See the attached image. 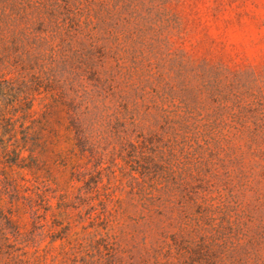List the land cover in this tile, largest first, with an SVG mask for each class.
<instances>
[{
    "label": "rangeland",
    "instance_id": "1",
    "mask_svg": "<svg viewBox=\"0 0 264 264\" xmlns=\"http://www.w3.org/2000/svg\"><path fill=\"white\" fill-rule=\"evenodd\" d=\"M113 1L123 32L113 44L123 56L117 83L141 112L190 111L208 127V183H191L189 195L180 188L160 208L117 156L91 173L100 193L80 194L72 172L83 160L56 117L66 159L50 149L31 171L6 166L0 149V204L25 231L0 242V264H19L23 251V264H215L202 249L228 264H264V0ZM105 65L118 72L116 60Z\"/></svg>",
    "mask_w": 264,
    "mask_h": 264
},
{
    "label": "trees",
    "instance_id": "2",
    "mask_svg": "<svg viewBox=\"0 0 264 264\" xmlns=\"http://www.w3.org/2000/svg\"><path fill=\"white\" fill-rule=\"evenodd\" d=\"M114 9L113 0H0L3 163L34 171L47 164L50 149L66 159L65 150L53 138L60 136L55 124L59 117L67 120L75 154L83 160L75 162L72 172L74 180L84 182L80 194L94 187L100 193V180L91 173L102 175L109 163L117 164V156L128 157L138 173L132 170L131 177L162 208L180 188L189 195L191 183H208L209 129L190 111L141 112L139 99L119 86L123 56L113 44L123 32ZM107 59L116 60L118 72L105 65ZM124 80L121 83L131 90L140 88ZM157 124L159 129H154ZM0 218V242L11 237L23 241L25 231L1 204ZM200 252L207 254L208 261L228 264L226 258H214L211 249ZM27 253L18 254L19 264Z\"/></svg>",
    "mask_w": 264,
    "mask_h": 264
}]
</instances>
